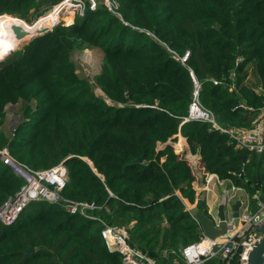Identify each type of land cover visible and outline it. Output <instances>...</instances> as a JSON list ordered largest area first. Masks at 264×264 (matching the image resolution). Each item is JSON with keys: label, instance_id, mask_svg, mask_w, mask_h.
<instances>
[{"label": "trees", "instance_id": "obj_1", "mask_svg": "<svg viewBox=\"0 0 264 264\" xmlns=\"http://www.w3.org/2000/svg\"><path fill=\"white\" fill-rule=\"evenodd\" d=\"M114 1L115 14L102 4L86 8L16 51L0 30V150L31 170L63 162L59 198L93 204L97 218L33 203L13 225L0 224V264H123L101 238L103 226L123 227L130 247L172 264L201 234L186 209L195 203V177L172 146L178 136L203 173L250 195L264 190L261 154L238 148L209 123H182L191 70L200 105L219 127H251L264 107V0ZM41 3L0 0V19L30 22ZM91 48L103 53L95 82L104 99L72 61L74 51ZM16 104L20 120L10 136L5 109ZM22 183L0 162V205ZM196 205L206 214L203 201ZM205 264H239L238 255Z\"/></svg>", "mask_w": 264, "mask_h": 264}, {"label": "built area", "instance_id": "obj_2", "mask_svg": "<svg viewBox=\"0 0 264 264\" xmlns=\"http://www.w3.org/2000/svg\"><path fill=\"white\" fill-rule=\"evenodd\" d=\"M72 1L73 2H71V0H66V2L72 4L73 11L76 12L78 9H83V11L79 12V17L84 15L86 8L94 11L100 3L113 14L116 13L117 9V4L114 0ZM66 2H63L62 5ZM69 7H71V5H69ZM60 22L62 21H57L56 18H53L52 23L47 26L46 29L50 31L51 27L53 28ZM187 56L188 52L179 59L181 64L186 61ZM174 58L177 59L176 57ZM189 74L193 84L192 100L188 107L187 116L183 119L182 123H209L215 130L227 134L238 148L261 154L264 157V107L258 110L257 116L250 128L223 129L217 125L213 114L200 105L199 91L201 89V84L194 78L191 70H189ZM9 134L13 136V129L10 130ZM179 137L180 136L177 138ZM172 146L177 152H182V148L177 140ZM0 162L23 182L20 189L0 205L1 225H13L28 206L39 202L59 204L63 207L64 211L69 214H78L89 220H97V218L90 214V212L94 210L93 204L66 203L59 198V192L65 187L67 182V169L63 162L49 169L31 170L17 163L6 148L0 150ZM212 180H215L221 189L218 198V206L222 205L223 207V222L227 231L225 234L219 235L213 239L204 236L201 232L196 242L182 248L179 258L175 259L172 264H205L212 259H220L222 262H225L236 253L238 255L239 264H247L249 252L260 239V234L253 228L258 225L264 217V190H262V187L257 188L254 194L250 195L243 188L235 186L229 179H220L215 174H205L204 185L199 187L200 190H194L195 203L192 205L196 204L198 200L203 201L206 207V215L212 220L215 227H218L220 223L217 211L208 208L206 199L202 195L203 192L208 191L209 183ZM259 197H263L262 202L259 201ZM236 202H240L237 223H235V219L232 217V206ZM251 202L254 204V212H251ZM104 230L112 232L113 237L110 241L104 237ZM100 236L110 251H115L121 255L123 264H155V262L145 254L128 245L127 236L123 227L103 226L100 230Z\"/></svg>", "mask_w": 264, "mask_h": 264}, {"label": "rangeland", "instance_id": "obj_3", "mask_svg": "<svg viewBox=\"0 0 264 264\" xmlns=\"http://www.w3.org/2000/svg\"><path fill=\"white\" fill-rule=\"evenodd\" d=\"M63 2H66V0H42L39 11L36 12L35 14L33 13L30 16V20H31L30 22H27L18 17L16 18L22 20L27 25H33L34 23L38 22L42 17L44 18L47 15L54 13L53 18H56L57 21H62L64 24L68 25L67 20L70 19L71 20L70 23H72L73 20L77 16H79V12L83 11V9L82 10L78 9V11L75 12L72 9V4H69V2H66L64 5H62ZM71 2L73 1L71 0ZM69 5H71V8L69 7ZM45 28L46 27H43L41 29H45ZM1 31L3 32V30ZM3 34L8 39V37L6 36L4 32ZM31 37L27 38L18 47H14L11 45L12 47L15 48L14 51L20 49L24 44H26L31 39ZM72 61L75 65L76 73L81 78L88 80V82L90 83L92 87V91L94 92L96 96L102 97L104 99V96L100 88L97 86L95 82V77L99 74L101 70V65L103 61L102 51L97 48L85 49L82 51H74L72 54ZM106 102L110 103L108 100H106ZM19 110H20V104L8 105L6 107L5 109L6 116H5V124H4V129L6 133H9L10 130L19 123V120H20ZM251 212H254L253 202H251ZM117 228H122V227H117ZM112 252H115V251H112Z\"/></svg>", "mask_w": 264, "mask_h": 264}, {"label": "water", "instance_id": "obj_4", "mask_svg": "<svg viewBox=\"0 0 264 264\" xmlns=\"http://www.w3.org/2000/svg\"><path fill=\"white\" fill-rule=\"evenodd\" d=\"M12 31L15 34V37L18 41L23 40L28 35L26 31H24L20 27L14 26L12 27ZM46 32H47L46 28L41 29L37 31V33L34 36H32L31 39L36 36L42 35ZM138 161H141V159H139ZM259 201L262 202L263 197H259ZM239 207H240V202H236L232 206V211H233L232 217L235 219V223H237V218L239 216ZM187 210L190 216L197 222L204 236L213 239L219 235L226 233L227 229L223 222L224 213H223L222 205H219L217 209V216L220 220L218 227L214 226L212 220L203 211H201L196 204L190 206L189 208H187ZM253 229L260 234V239L258 242L254 244L251 251L249 252L246 263L264 264V217L262 218L261 222L258 225L254 226ZM33 251L34 250L32 248H29L26 250V253H32Z\"/></svg>", "mask_w": 264, "mask_h": 264}, {"label": "crops", "instance_id": "obj_5", "mask_svg": "<svg viewBox=\"0 0 264 264\" xmlns=\"http://www.w3.org/2000/svg\"><path fill=\"white\" fill-rule=\"evenodd\" d=\"M5 130V129H4ZM177 141L180 145V147L182 148V155H184V157L188 160L189 166L192 170V173L195 177V181L192 183L193 189L195 190H200L199 187H201L202 185H204V173L202 172V170L199 168L198 166V156L197 153L192 154L189 150V147L187 145V142L185 139L179 137L177 138ZM202 191V189H201ZM221 189L218 186V184L215 182V180H212L209 183L208 186V191L207 192H203V197H205L206 199V203L208 208L214 209L217 211L218 209V198L220 195ZM191 205V204H190ZM190 205L186 206V209L189 208ZM205 207V205H204ZM206 208V207H205Z\"/></svg>", "mask_w": 264, "mask_h": 264}, {"label": "bare ground", "instance_id": "obj_6", "mask_svg": "<svg viewBox=\"0 0 264 264\" xmlns=\"http://www.w3.org/2000/svg\"><path fill=\"white\" fill-rule=\"evenodd\" d=\"M53 14L54 13L47 15L44 18L42 17L38 22L34 23L33 25H27L22 20L16 17L7 16L5 18L0 19V29L3 30V32L6 34L11 45L14 47H18L27 38L34 36L37 31H39L41 28L49 26L52 23ZM70 21V19L67 20L68 24L70 23ZM14 26L22 28L24 31H26L28 35L23 40L18 41L12 31V27ZM104 237L108 241H110V239H112L113 237L112 232L109 230H104Z\"/></svg>", "mask_w": 264, "mask_h": 264}]
</instances>
